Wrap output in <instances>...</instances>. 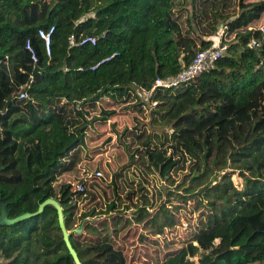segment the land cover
I'll return each instance as SVG.
<instances>
[{"label": "trees", "instance_id": "1", "mask_svg": "<svg viewBox=\"0 0 264 264\" xmlns=\"http://www.w3.org/2000/svg\"><path fill=\"white\" fill-rule=\"evenodd\" d=\"M221 24L234 36L221 40L223 55L181 87L155 89L150 122L200 161L196 170L244 145L254 171L226 198L181 195L204 211L191 239L161 260L127 263L109 237L68 239L80 264H264V0H0V200L9 219L33 215L0 226V264H75L56 209L34 214L54 199L69 231L74 196L84 192L72 194L70 184L56 191L54 182L85 145L88 108L130 98L142 107L143 91L208 49L205 38ZM252 40L260 46L248 47ZM151 143L146 162L166 179L177 160Z\"/></svg>", "mask_w": 264, "mask_h": 264}, {"label": "rangeland", "instance_id": "2", "mask_svg": "<svg viewBox=\"0 0 264 264\" xmlns=\"http://www.w3.org/2000/svg\"><path fill=\"white\" fill-rule=\"evenodd\" d=\"M223 28L219 25L216 34L205 39L220 44L224 38L229 43L234 36L224 34ZM141 97L145 104L140 108L133 98L117 104L103 99L88 108L91 123L85 145L75 150L69 169L54 182L56 191L70 184L72 194L78 184L84 185V193L74 196L76 209L67 232H74L81 240L111 238L127 263L161 260L191 239L204 208H195L193 200L184 202L181 195L200 192L205 201L226 198L232 189L242 187V174L254 171L247 167L256 165L254 160L247 163L243 158L248 149L243 145L217 164L196 170L200 161L169 131L162 132L151 124L153 106L147 102L148 95ZM102 111L110 113L108 119L92 122ZM150 136V149L177 160L166 179L160 178L144 157V144ZM154 219L160 222L151 229L149 221ZM198 258L193 259L194 264Z\"/></svg>", "mask_w": 264, "mask_h": 264}, {"label": "built area", "instance_id": "3", "mask_svg": "<svg viewBox=\"0 0 264 264\" xmlns=\"http://www.w3.org/2000/svg\"><path fill=\"white\" fill-rule=\"evenodd\" d=\"M261 36L264 41V26L260 28ZM41 38H43L46 42H48V36L43 35L40 32ZM88 41L92 44H94V39H88ZM260 44L256 40H252L248 47L250 48H257ZM225 49L220 46L219 43L213 42L212 45L201 52H199L192 62L184 67L180 72H178L174 76L166 77V78H157L152 85V88L150 91L146 92L143 91L142 95H148L150 96L151 93L155 89H172V88H178L182 85L192 81L195 77L203 73L206 69L212 67L214 63L220 59V57L223 55ZM20 99H26L27 94L25 92L20 93L19 95ZM76 192L83 193L84 192V185L78 184L76 186Z\"/></svg>", "mask_w": 264, "mask_h": 264}, {"label": "water", "instance_id": "4", "mask_svg": "<svg viewBox=\"0 0 264 264\" xmlns=\"http://www.w3.org/2000/svg\"><path fill=\"white\" fill-rule=\"evenodd\" d=\"M46 205H51L53 206L56 211H57V215H58V222H59V227H60V230L62 232V235H63V239L65 241V244L75 262V264H80L74 250L72 249L70 243H69V239H68V232L64 226V221H63V215H62V209L61 207L59 206V204L54 200V199H48L46 201H44L38 208V211L34 214V215H37V214H40L43 210V208L46 206ZM30 216H33L32 214H24V215H21L17 218H14V219H9L8 218V210L6 208V206L1 202L0 200V226H10L12 224H15V223H18Z\"/></svg>", "mask_w": 264, "mask_h": 264}]
</instances>
